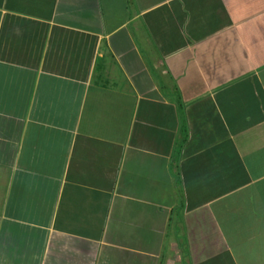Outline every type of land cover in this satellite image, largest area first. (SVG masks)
I'll return each mask as SVG.
<instances>
[{
  "label": "crops",
  "instance_id": "obj_1",
  "mask_svg": "<svg viewBox=\"0 0 264 264\" xmlns=\"http://www.w3.org/2000/svg\"><path fill=\"white\" fill-rule=\"evenodd\" d=\"M0 264H264V0H0Z\"/></svg>",
  "mask_w": 264,
  "mask_h": 264
}]
</instances>
